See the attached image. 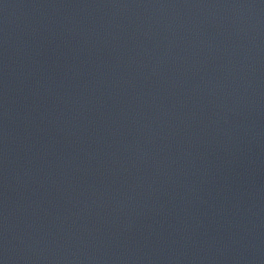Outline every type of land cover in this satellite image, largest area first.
Here are the masks:
<instances>
[{
  "label": "water",
  "instance_id": "water-1",
  "mask_svg": "<svg viewBox=\"0 0 264 264\" xmlns=\"http://www.w3.org/2000/svg\"><path fill=\"white\" fill-rule=\"evenodd\" d=\"M0 264H264V0H0Z\"/></svg>",
  "mask_w": 264,
  "mask_h": 264
}]
</instances>
